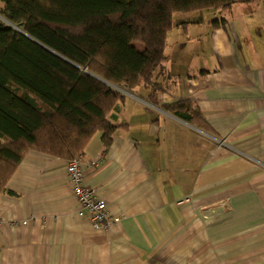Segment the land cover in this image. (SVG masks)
Segmentation results:
<instances>
[{
  "label": "crops",
  "instance_id": "0c3cea01",
  "mask_svg": "<svg viewBox=\"0 0 264 264\" xmlns=\"http://www.w3.org/2000/svg\"><path fill=\"white\" fill-rule=\"evenodd\" d=\"M225 10L174 18L166 91L122 88L110 143L78 154L113 222L92 226L67 159L30 149L0 192V264H264V0ZM179 99L205 125L162 107Z\"/></svg>",
  "mask_w": 264,
  "mask_h": 264
},
{
  "label": "trees",
  "instance_id": "16d2710c",
  "mask_svg": "<svg viewBox=\"0 0 264 264\" xmlns=\"http://www.w3.org/2000/svg\"><path fill=\"white\" fill-rule=\"evenodd\" d=\"M250 1L0 0V192L30 149L69 159L98 131L107 147L122 88L144 85L153 101L166 91L175 14ZM162 107L205 125L190 99Z\"/></svg>",
  "mask_w": 264,
  "mask_h": 264
},
{
  "label": "built area",
  "instance_id": "2783aa9c",
  "mask_svg": "<svg viewBox=\"0 0 264 264\" xmlns=\"http://www.w3.org/2000/svg\"><path fill=\"white\" fill-rule=\"evenodd\" d=\"M82 166L80 155L67 159L65 170L72 184L73 194L80 208L85 209L92 226L106 229L114 219L110 216L105 202L101 200L96 190L84 183ZM21 223H26V221Z\"/></svg>",
  "mask_w": 264,
  "mask_h": 264
},
{
  "label": "rangeland",
  "instance_id": "374dc122",
  "mask_svg": "<svg viewBox=\"0 0 264 264\" xmlns=\"http://www.w3.org/2000/svg\"><path fill=\"white\" fill-rule=\"evenodd\" d=\"M0 7H2V2H0ZM222 9H216V8H207V9H204V10H202V11H198V12H192V13H188V14H181V13H177V14H175V19H178V16H184V18H190V17H194V16H200L201 14L203 15V18H205L206 20L208 19V18H213V17H215V16H219L220 14V11H221ZM225 12H227V10H225V9H223ZM229 11V10H228ZM207 24L208 23H206L205 22V24L204 25H197V26H200V27H198V28H201V30H203V27H204V29H205V27H207ZM175 30H177L176 32H178V34L179 35H177L179 38H184V33H183V31L181 30V29H175ZM190 35H191V33H190ZM193 38L191 39V41H190V44H191V48H196L197 46H198V44H197V40H199V38H197L196 36H192ZM134 43V45L137 47V48H141L142 47V44L141 43H139V42H136V41H134L133 42ZM166 48H175V45H174V42L172 41L171 42V39H169V41H168V44H167V47ZM121 91V90H120Z\"/></svg>",
  "mask_w": 264,
  "mask_h": 264
},
{
  "label": "water",
  "instance_id": "95a60500",
  "mask_svg": "<svg viewBox=\"0 0 264 264\" xmlns=\"http://www.w3.org/2000/svg\"><path fill=\"white\" fill-rule=\"evenodd\" d=\"M18 30H20V29H18ZM21 31V30H20Z\"/></svg>",
  "mask_w": 264,
  "mask_h": 264
}]
</instances>
